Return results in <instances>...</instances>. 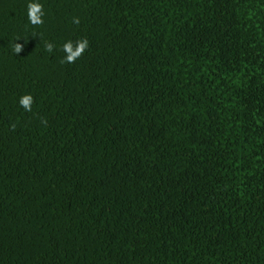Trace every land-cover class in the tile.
Masks as SVG:
<instances>
[{
  "label": "trees",
  "instance_id": "1",
  "mask_svg": "<svg viewBox=\"0 0 264 264\" xmlns=\"http://www.w3.org/2000/svg\"><path fill=\"white\" fill-rule=\"evenodd\" d=\"M29 2L0 0V264H264V0Z\"/></svg>",
  "mask_w": 264,
  "mask_h": 264
},
{
  "label": "clouds",
  "instance_id": "2",
  "mask_svg": "<svg viewBox=\"0 0 264 264\" xmlns=\"http://www.w3.org/2000/svg\"><path fill=\"white\" fill-rule=\"evenodd\" d=\"M45 15L43 11V6L38 2V0H30L27 4V17L29 22L33 25H42L43 19L42 17ZM73 23L79 24V17H73ZM19 40V38H18ZM17 40V41H18ZM45 50L49 53H52L55 49V45L51 42H45L44 44ZM23 44L14 42L11 44L12 51L18 55L23 51ZM89 47V41L87 38H81L76 41H67L65 42L61 50L64 52V57L61 59V63H75L77 59H79ZM34 102V98L30 94H25L21 96L19 103L20 106L28 112L32 110V104ZM43 124H47L46 120L41 121ZM16 125H11L12 130H15Z\"/></svg>",
  "mask_w": 264,
  "mask_h": 264
}]
</instances>
